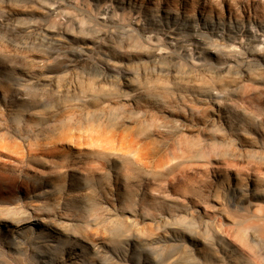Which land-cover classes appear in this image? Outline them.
<instances>
[{
  "label": "rangeland",
  "instance_id": "rangeland-1",
  "mask_svg": "<svg viewBox=\"0 0 264 264\" xmlns=\"http://www.w3.org/2000/svg\"><path fill=\"white\" fill-rule=\"evenodd\" d=\"M1 144L0 264H264V0H0Z\"/></svg>",
  "mask_w": 264,
  "mask_h": 264
},
{
  "label": "bare ground",
  "instance_id": "bare-ground-1",
  "mask_svg": "<svg viewBox=\"0 0 264 264\" xmlns=\"http://www.w3.org/2000/svg\"><path fill=\"white\" fill-rule=\"evenodd\" d=\"M40 54V53H39ZM38 54V55H39ZM43 54V53H42ZM40 56H41V54H40ZM27 57V56H26ZM44 57V56H43ZM31 58V57H30ZM37 58V57H36ZM42 59V58H41ZM40 59V60H41ZM43 60H45V59H43ZM35 62H36V60H35ZM37 70H38V68H37ZM30 74V73H29ZM34 75V74H33ZM42 75V73H40V75H38L37 77H38V80H45V81H51L52 80V78H54V77H52V76H49V75H45V76H41ZM52 77V78H51ZM23 78V77H22ZM34 78V77H33ZM28 79V78H27ZM56 79V78H55ZM62 79V78H61ZM20 80V79H19ZM54 80V79H53ZM28 81V80H27ZM37 81V80H36ZM38 83H39V81H37ZM41 82V81H40ZM54 82H57V81H54ZM27 84H29V83H27ZM31 84V83H30ZM20 85H21V83H20ZM36 84H34V86H35ZM49 85V84H48ZM29 86V85H28ZM33 86V85H32ZM37 87V86H36ZM45 86H43V89H46V87L44 88ZM49 87H51V86H49ZM48 87V88H49ZM25 87H23V89H24ZM26 88H28V87H26ZM33 88V87H32ZM47 88V89H48ZM52 88V87H51ZM54 88V87H53ZM37 89V88H36ZM38 90V89H37ZM29 91V90H28ZM39 91V90H38ZM37 91V92H38ZM52 91V90H51ZM5 93V92H4ZM44 93V92H43ZM51 93V92H50ZM7 94V93H6ZM22 94V93H21ZM35 94V93H34ZM33 95V94H32ZM49 95H51V94H49ZM35 96V95H34ZM6 97V96H5ZM41 97V96H40ZM7 99V98H6ZM44 105H46V104H44ZM43 105V106H44ZM45 107H48V106H45ZM46 109V108H45ZM44 110V109H43ZM24 111H27V110H24ZM29 111V110H28ZM16 121H17V119H16ZM1 139H3L4 141H7L6 143H5V147L7 146V145H9L10 143H13L14 142V137L12 136V135H10L9 133H6V132H4L3 134H2V136H1ZM0 146H2V144L0 145ZM3 147V146H2ZM2 181V180H1ZM19 181V180H18ZM18 181L17 180H15L14 182L15 183H18ZM4 182V181H3ZM13 182V183H14ZM256 191H257V193H259V194H261L262 192H263V190H260V188L262 187V185H260V183L259 182H257V184H256ZM237 193V190H235V189H233V190H231L230 191V199L231 200H233V198L235 197V194ZM4 219L2 218V217H0V222H2ZM43 222V221H42ZM7 227H13L12 225H14V222H12V221H7ZM6 227V228H7ZM41 232H38L39 233V237L40 236H44V237H46L47 235H43V234H45L44 233V231H45V228H44V223L43 224H41ZM16 235V236H15ZM14 236H15V238H19V235H20V233H17V234H15ZM47 247H49V246H47ZM78 254V253H77ZM48 257V256H47ZM78 258V256L77 255H75V253L74 254H72V252H67L66 253V258H64V264H76V259ZM48 260V259H47Z\"/></svg>",
  "mask_w": 264,
  "mask_h": 264
}]
</instances>
